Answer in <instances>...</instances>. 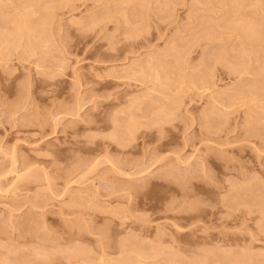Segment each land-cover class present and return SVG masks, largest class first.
Listing matches in <instances>:
<instances>
[{"label": "rangeland", "instance_id": "rangeland-1", "mask_svg": "<svg viewBox=\"0 0 264 264\" xmlns=\"http://www.w3.org/2000/svg\"><path fill=\"white\" fill-rule=\"evenodd\" d=\"M0 264H264V0H0Z\"/></svg>", "mask_w": 264, "mask_h": 264}, {"label": "bare ground", "instance_id": "bare-ground-1", "mask_svg": "<svg viewBox=\"0 0 264 264\" xmlns=\"http://www.w3.org/2000/svg\"><path fill=\"white\" fill-rule=\"evenodd\" d=\"M235 4V3H234ZM20 25V24H18ZM16 30V29H15ZM19 31H20V27H19ZM252 33V32H251ZM76 249V248H75ZM132 250V249H131ZM133 253V252H132ZM138 254V253H137ZM137 256V255H136ZM171 256V255H170ZM172 259V258H171ZM122 261V260H121ZM135 261V260H134ZM172 261V260H171ZM205 262V261H204ZM173 263V262H172Z\"/></svg>", "mask_w": 264, "mask_h": 264}]
</instances>
